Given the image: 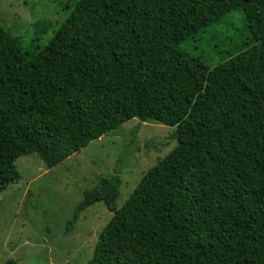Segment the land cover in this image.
I'll list each match as a JSON object with an SVG mask.
<instances>
[{"label":"trees","instance_id":"1","mask_svg":"<svg viewBox=\"0 0 264 264\" xmlns=\"http://www.w3.org/2000/svg\"><path fill=\"white\" fill-rule=\"evenodd\" d=\"M63 8L34 23L29 46L0 25V131L13 142L0 162L35 154L51 169L130 120L175 127V147L120 207L116 174L83 192L68 230L96 203L112 213L89 264H264V0ZM233 12L245 33L224 45L217 28Z\"/></svg>","mask_w":264,"mask_h":264},{"label":"rangeland","instance_id":"2","mask_svg":"<svg viewBox=\"0 0 264 264\" xmlns=\"http://www.w3.org/2000/svg\"><path fill=\"white\" fill-rule=\"evenodd\" d=\"M65 2L0 0V25L29 46L37 38L34 23L62 21L67 16ZM224 22L228 32L224 25L217 28L227 39L224 45L229 40L241 42L233 37L234 33H245L241 13L228 14ZM45 40L41 37L34 44L43 45ZM205 46L184 43L182 48L195 56L203 52L209 65L218 61L216 52ZM174 130L133 119L51 169L35 154L20 155L13 165L0 162V175L17 179L6 183L0 177V264L9 260L16 264H89L96 239L112 213L96 203L83 211L68 230L66 223L83 192L93 189L100 178L116 174L120 178L116 206L120 207L140 178L175 147L170 137ZM12 144L0 131V158Z\"/></svg>","mask_w":264,"mask_h":264}]
</instances>
